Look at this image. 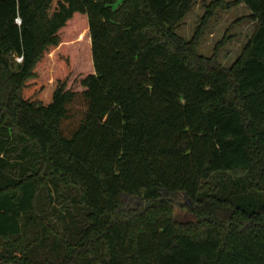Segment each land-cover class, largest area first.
<instances>
[{
    "label": "trees",
    "instance_id": "trees-1",
    "mask_svg": "<svg viewBox=\"0 0 264 264\" xmlns=\"http://www.w3.org/2000/svg\"><path fill=\"white\" fill-rule=\"evenodd\" d=\"M194 1L0 0V264H264V0L230 67Z\"/></svg>",
    "mask_w": 264,
    "mask_h": 264
},
{
    "label": "rangeland",
    "instance_id": "rangeland-1",
    "mask_svg": "<svg viewBox=\"0 0 264 264\" xmlns=\"http://www.w3.org/2000/svg\"><path fill=\"white\" fill-rule=\"evenodd\" d=\"M235 1L195 0L183 18L174 25V31L189 40L198 33L200 25L204 23L203 32L198 38V53L205 57H216L223 66L230 67L244 53L256 26V20L251 17L252 11L248 5ZM118 4L115 3L116 6ZM15 59L20 62L18 57ZM126 198L131 203H142L137 198ZM179 219L195 221V215L182 208L179 211Z\"/></svg>",
    "mask_w": 264,
    "mask_h": 264
},
{
    "label": "built area",
    "instance_id": "built-area-1",
    "mask_svg": "<svg viewBox=\"0 0 264 264\" xmlns=\"http://www.w3.org/2000/svg\"><path fill=\"white\" fill-rule=\"evenodd\" d=\"M18 21H19V22L21 21L20 18H18ZM18 58H19L20 61L22 60V56H20V57H18Z\"/></svg>",
    "mask_w": 264,
    "mask_h": 264
}]
</instances>
